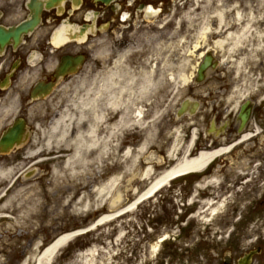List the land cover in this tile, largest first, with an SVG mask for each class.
<instances>
[{"label":"rangeland","instance_id":"1","mask_svg":"<svg viewBox=\"0 0 264 264\" xmlns=\"http://www.w3.org/2000/svg\"><path fill=\"white\" fill-rule=\"evenodd\" d=\"M149 1L159 2L158 8L165 2L151 20L123 9L134 23L136 42L114 54L107 80L94 83L81 75L65 81L52 101L33 108L34 131L16 162H0L2 169L14 168L11 176H0V264H224L264 237V182L256 169L264 165V126L253 125L233 143L207 135L211 121L235 119L246 99L257 102L256 115L264 114V0ZM205 26L210 32L202 39ZM230 33L242 40L235 44ZM220 38L226 39L224 48H214L220 63L197 84L200 55ZM186 99L200 101V111L179 117ZM118 101L129 117L142 108L143 124L131 120L117 130L120 106L111 104ZM95 114L108 119L98 126V149L88 135ZM64 116L75 123L69 142L76 143L78 157L65 150L55 125ZM177 131L178 159L193 133L192 156L196 148L206 150L200 144L206 137L220 141L218 146L241 142L224 154L226 164L220 161L224 156L218 158L210 175L175 179L125 212L146 189L142 173L148 165L156 174L174 165L169 151ZM145 141L144 151L137 152ZM128 147L134 149L131 156ZM114 177L120 181L113 188ZM84 228L89 231L73 237L50 262L43 259L57 237Z\"/></svg>","mask_w":264,"mask_h":264},{"label":"flooded vegetation","instance_id":"2","mask_svg":"<svg viewBox=\"0 0 264 264\" xmlns=\"http://www.w3.org/2000/svg\"><path fill=\"white\" fill-rule=\"evenodd\" d=\"M147 2L150 1L117 0L106 5L98 0H0V29L4 30L0 34V162L5 166L16 162L34 131L31 123L37 117L33 108L52 101L65 81L81 75L94 83L107 79L114 54L136 42L131 37L134 23L125 24L121 19L123 9L130 10V15L146 13L151 5ZM158 4L154 2V9ZM164 6L165 2H160V11ZM34 19L38 21L35 28L18 38L12 34L14 28ZM139 63L131 58L132 65ZM63 65L66 73L60 75ZM254 103L246 130L254 129L253 125L264 126V114L256 115L257 102ZM239 128L237 113L218 138L234 142L241 135ZM10 134L14 138L7 141ZM202 143L214 148L220 141L208 137ZM216 165L220 164L213 163L204 175H210ZM259 172L264 182V169ZM257 238L256 245L239 253L232 264L242 260L246 264H264V237Z\"/></svg>","mask_w":264,"mask_h":264},{"label":"bare ground","instance_id":"3","mask_svg":"<svg viewBox=\"0 0 264 264\" xmlns=\"http://www.w3.org/2000/svg\"><path fill=\"white\" fill-rule=\"evenodd\" d=\"M146 13H147V17L149 18V20H151L152 17L157 16L159 13V10L154 9L153 6H149L146 9ZM248 31V29L246 30V32ZM210 32V27L205 26L202 31L200 32L201 34V38L205 39L207 37V35ZM241 35V34H239ZM234 33H230L228 35L227 38L232 37V40H234L235 44L237 42H240L241 36H239ZM226 39L224 38H220L214 41V45L213 48H224ZM203 54H201L200 56H202ZM181 79L187 84L190 79L182 76ZM175 79L173 78V81ZM158 82L162 83V77H159ZM160 87L162 85H159ZM164 86V85H163ZM150 87V86H149ZM149 87H144L143 88V93H146L147 91H149L150 89L153 88H149ZM154 87V85L152 86ZM118 102H113L111 105H118L120 106ZM111 108V107H110ZM116 114H118L117 117V121L115 124V127L117 130H122L124 127L127 128L128 126V122L130 123L131 120H133L137 125L141 126L143 124V119H144V110H142V108L136 107L133 109L132 114L128 115V109L126 107L120 106L119 110L116 111ZM108 119H106V116L101 114H95L93 117V123L90 124L89 130H88V135L90 137L91 140V147L92 148H97L100 143L99 141V137H98V126L100 125V123H105L107 122ZM72 119L69 116H64V117H60L57 118L55 120V125L60 126L61 127V137H63L64 140V145L66 146L65 150L66 151H72L73 155L75 157H78V151H77V145L74 142H69V134L70 131L72 129V127H74V125H71ZM134 124V123H132ZM250 136L246 135L244 137V140L248 139ZM197 138L196 133L192 134L191 137V145L189 146V149L185 151V155L181 158L178 159L176 157V154H179L180 152L177 151L178 147H179V140H180V133H176V140L175 143L173 145V147H171L170 151H169V156L170 159L174 160V165L169 166L168 168L164 169V171L156 174L154 167L151 165H148L142 173V178L144 179L145 183H147L146 189L144 191H142V193H140L137 197V199L135 200V202H133L132 205L128 206L126 211H129L131 209H133L135 207V205L153 197L156 192H158L159 190H161L163 187H165L166 185L169 184L170 181H172L175 178L187 175L189 173L192 172H200L203 171L209 164H211L215 159H217L218 157L224 155L225 153L229 152L232 147H221L218 148L216 150H209V151H201L199 154H197L195 157L190 159L189 156V151L192 147V145L194 144L195 140ZM110 140L105 142V148L107 150V146L110 145ZM147 144V141H145L144 143H142L140 145L139 148L136 149L137 152H143L145 149V145ZM133 150L131 147H128L126 149V155L127 156H131L133 153ZM102 153H104V150H101ZM100 151V153H101ZM99 153V154H100ZM98 154V155H99ZM136 160V159H135ZM14 168H6V169H2L0 168V176L3 177H9L11 176L12 172H13ZM119 177H114L111 179L110 182V186L111 187H115L116 185L119 184ZM109 192V191H108ZM107 192V197H109L110 192ZM4 197V195H2L0 197V200ZM8 202V201H7ZM6 202V203H7ZM102 221V220H101ZM71 238L70 233H66L63 234L59 237H57L52 243H50L47 246V249H45L43 251V259H45L46 261L50 262L54 256L60 251V249L62 247L65 246L66 243H68V239ZM164 241V237L159 239V242ZM157 247H155L154 250H156Z\"/></svg>","mask_w":264,"mask_h":264},{"label":"water","instance_id":"4","mask_svg":"<svg viewBox=\"0 0 264 264\" xmlns=\"http://www.w3.org/2000/svg\"><path fill=\"white\" fill-rule=\"evenodd\" d=\"M105 3H110L112 0H102ZM51 3H49L48 6H50ZM29 25H23L19 27L13 34L19 35L21 32L27 30ZM4 33L3 29H0V34ZM218 65V61L215 60V57L213 56L212 52L206 53V55L203 57L202 62L198 66L197 70V77L196 82H203L207 77V72L209 69H215ZM64 67L62 68L63 71ZM200 107V103L198 101H191V100H185L181 104L180 109L178 110V116H182L185 113H190L191 115L195 114ZM251 114V107H250V101H246L243 104L242 111L240 113V117L242 120V123H245L246 120L249 118Z\"/></svg>","mask_w":264,"mask_h":264}]
</instances>
